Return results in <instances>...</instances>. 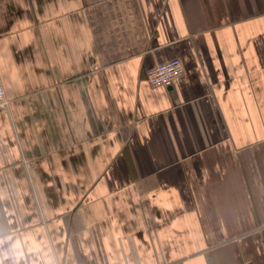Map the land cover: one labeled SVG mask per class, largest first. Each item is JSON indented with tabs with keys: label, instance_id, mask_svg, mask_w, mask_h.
Returning <instances> with one entry per match:
<instances>
[{
	"label": "crops",
	"instance_id": "1",
	"mask_svg": "<svg viewBox=\"0 0 264 264\" xmlns=\"http://www.w3.org/2000/svg\"><path fill=\"white\" fill-rule=\"evenodd\" d=\"M0 86V264H264V0H0Z\"/></svg>",
	"mask_w": 264,
	"mask_h": 264
},
{
	"label": "built area",
	"instance_id": "2",
	"mask_svg": "<svg viewBox=\"0 0 264 264\" xmlns=\"http://www.w3.org/2000/svg\"><path fill=\"white\" fill-rule=\"evenodd\" d=\"M184 69L179 59H171L154 65L146 72L147 81L154 87L167 86L183 75ZM7 104L6 93L0 86V111Z\"/></svg>",
	"mask_w": 264,
	"mask_h": 264
}]
</instances>
